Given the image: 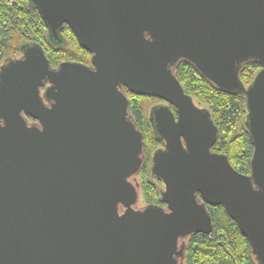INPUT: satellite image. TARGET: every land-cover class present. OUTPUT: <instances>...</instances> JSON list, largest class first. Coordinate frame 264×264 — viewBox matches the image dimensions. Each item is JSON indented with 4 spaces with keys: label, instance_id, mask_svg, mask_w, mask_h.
I'll use <instances>...</instances> for the list:
<instances>
[{
    "label": "water",
    "instance_id": "1",
    "mask_svg": "<svg viewBox=\"0 0 264 264\" xmlns=\"http://www.w3.org/2000/svg\"><path fill=\"white\" fill-rule=\"evenodd\" d=\"M28 3L54 42L69 25L91 64L52 67L37 43L0 63V264H183L184 239L212 229L207 204L264 264V0ZM183 59L245 96L249 174L211 149L217 126L177 79ZM251 60L260 69L244 85ZM125 88L165 101L149 110L165 206L137 205L145 142Z\"/></svg>",
    "mask_w": 264,
    "mask_h": 264
},
{
    "label": "trees",
    "instance_id": "2",
    "mask_svg": "<svg viewBox=\"0 0 264 264\" xmlns=\"http://www.w3.org/2000/svg\"><path fill=\"white\" fill-rule=\"evenodd\" d=\"M47 26L36 8L28 0H0V63L6 58L17 57L21 45L39 44L52 67L61 61H77L91 64V54L78 42L73 30L63 24L61 42L51 40ZM260 64L251 60L240 67L239 78L248 85ZM184 91L194 102L206 107L217 126V136L211 149L227 156L230 164L239 172L250 173L253 145L249 137L246 119V102L242 93H231L214 86L187 60H180L174 69ZM129 101V113L144 136V162L137 174L139 200L137 205L161 204L162 182L151 175L150 161L158 142L149 130L148 112L151 105L163 101L155 96L137 95L125 88ZM174 111V107L171 106ZM29 119L32 120L30 116ZM212 229L209 233L196 232L187 236L183 264H259L251 250L247 237L222 205H209Z\"/></svg>",
    "mask_w": 264,
    "mask_h": 264
},
{
    "label": "flooded vegetation",
    "instance_id": "3",
    "mask_svg": "<svg viewBox=\"0 0 264 264\" xmlns=\"http://www.w3.org/2000/svg\"><path fill=\"white\" fill-rule=\"evenodd\" d=\"M89 65H90V64H89ZM164 103H165V101H160V102H157V103H155V104H153V105H154V106H155V105H162V104H164ZM153 105H151L150 108H151ZM171 106H173V105L169 104V107H170V108H171ZM173 107H174V106H173ZM150 108H149V110H150ZM171 110H172L174 116L176 117V116H177L176 108L174 107V111H173L172 108H171ZM148 121H149V126H148V128H149V130L152 132V134H153L154 136H156L155 139H156V142H158V146H157L156 148H154V150L152 151V154H153V152H154L155 150H157V149H161V148L164 147V140H163L158 134L155 133L154 125H153V124L151 123V121L149 120V112H148ZM152 154H151V157H152ZM150 162H151V161H150ZM136 178H137V175H136ZM162 186H163V184L161 185L160 189H162ZM161 204H162L163 206H165L164 203H161Z\"/></svg>",
    "mask_w": 264,
    "mask_h": 264
}]
</instances>
